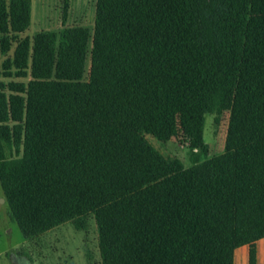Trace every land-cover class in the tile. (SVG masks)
<instances>
[{
  "label": "trees",
  "instance_id": "1",
  "mask_svg": "<svg viewBox=\"0 0 264 264\" xmlns=\"http://www.w3.org/2000/svg\"><path fill=\"white\" fill-rule=\"evenodd\" d=\"M253 2L97 0L92 31L38 32L31 41L20 34L31 25L33 1L0 0V77L10 78L0 80V184L25 239L67 222L84 229L92 217L103 264H234L244 245L248 264H257L264 12ZM87 64L78 148L13 157L29 69L37 79L78 81ZM223 112H230L225 151L190 167L146 137L166 143L182 135L201 151L205 115L218 121ZM75 125L30 117L37 130ZM66 141L33 138L30 146Z\"/></svg>",
  "mask_w": 264,
  "mask_h": 264
},
{
  "label": "rangeland",
  "instance_id": "2",
  "mask_svg": "<svg viewBox=\"0 0 264 264\" xmlns=\"http://www.w3.org/2000/svg\"><path fill=\"white\" fill-rule=\"evenodd\" d=\"M32 21L21 37L29 36L31 41L38 32H55L66 28L94 27L97 0H32ZM256 5L264 2L256 1ZM264 12V9H256ZM16 43L13 44V49ZM58 47V43H57ZM12 54V53H11ZM4 57L1 58V61ZM90 64L82 80L37 79L31 75L22 79L26 85V100L23 132L19 150H13V157H30L64 150L76 149L80 142L85 90ZM18 80L17 78H13ZM8 82L10 78L0 77ZM68 98H77V104L68 103ZM51 115L74 118L72 129L37 130L30 127L32 115ZM230 112H223L216 121V114H206L203 126L201 151L190 148V140L182 135L161 143L151 135L147 139L167 157L179 158L187 167L196 160L203 162L225 151ZM43 137H62L68 141L51 146L33 148L30 140ZM236 254V264H247ZM0 264H103L99 233L94 218L88 219L87 227L77 229L71 222L59 225L39 236L25 239L18 225L11 219L10 206L0 184Z\"/></svg>",
  "mask_w": 264,
  "mask_h": 264
},
{
  "label": "crops",
  "instance_id": "3",
  "mask_svg": "<svg viewBox=\"0 0 264 264\" xmlns=\"http://www.w3.org/2000/svg\"><path fill=\"white\" fill-rule=\"evenodd\" d=\"M256 1L257 2H260L261 0H254L253 2V11L255 13H260L261 11L260 10H256V9H264V5H261L259 7V5H256ZM264 2V0H262ZM263 12V11H262ZM256 248H257V264H264V238L260 239L259 241H257L256 243ZM238 251H241V261L243 260L244 263L247 262L248 264V261H249V246L248 245H244V246H241L239 248H237L235 250V253H234V264H236V254L238 253Z\"/></svg>",
  "mask_w": 264,
  "mask_h": 264
}]
</instances>
